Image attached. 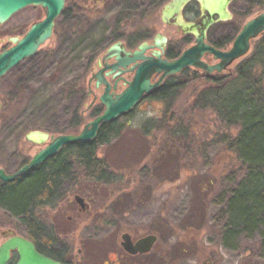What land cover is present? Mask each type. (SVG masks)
<instances>
[{
    "label": "rangeland",
    "instance_id": "obj_1",
    "mask_svg": "<svg viewBox=\"0 0 264 264\" xmlns=\"http://www.w3.org/2000/svg\"><path fill=\"white\" fill-rule=\"evenodd\" d=\"M165 2L66 0L65 8L75 5L81 10L73 12L79 17L69 23L62 14L52 37L0 80V168L12 172L42 147L24 140L28 131L66 134L60 130L69 126L74 112L83 111L90 67L115 39L135 45L161 32L168 48L177 52L191 43L185 44L174 27L161 22ZM197 10L192 5L186 17L192 19ZM229 10L233 18L213 24L207 32L209 42L227 48L243 23L264 8L249 13L246 0H233ZM43 16L40 7L29 6L12 15L5 27L24 32ZM238 62L222 75L233 72ZM172 82L182 85L172 98L141 102L122 119L119 137L98 149L105 179L87 178L72 161L59 200L37 209V219L53 237L56 255L72 264L123 261L118 246L122 234L136 239L155 233L153 256L133 262L264 264L260 229L225 243L214 220L229 194L219 199L217 195L233 190L241 176L238 161L215 141L221 135L236 136L238 129L226 128L213 111L193 109L204 78L185 72ZM91 119L84 116L85 122ZM75 197L83 199L84 209ZM9 230L26 237L17 219L0 211V243L5 239L1 233Z\"/></svg>",
    "mask_w": 264,
    "mask_h": 264
},
{
    "label": "trees",
    "instance_id": "obj_2",
    "mask_svg": "<svg viewBox=\"0 0 264 264\" xmlns=\"http://www.w3.org/2000/svg\"><path fill=\"white\" fill-rule=\"evenodd\" d=\"M246 1L249 13L252 9L264 8V0ZM212 44L217 48L226 47L221 42ZM192 78L200 77L192 75ZM204 80L206 84L196 93L193 109L213 111L226 128L238 129L236 136L221 135L215 141L230 152L241 166L237 186L231 191L221 190L217 195L219 199L229 194L225 207L220 206L214 218L219 225L218 234L226 243L241 234L248 235L260 229L259 245L264 256V33L251 41L249 53L239 60L233 72L207 76ZM169 82L166 89L155 95L156 99L172 98L182 88L179 83ZM123 118L126 116L101 123L93 140L66 145L34 169L0 185V207L20 222L26 238L40 253L46 256L55 254L52 252L53 237L37 219V209L59 200L62 182L69 177L73 163L91 180L106 178L104 162L96 153L101 146L119 137ZM82 125L81 115L74 112L69 126L60 133L77 134Z\"/></svg>",
    "mask_w": 264,
    "mask_h": 264
},
{
    "label": "water",
    "instance_id": "obj_3",
    "mask_svg": "<svg viewBox=\"0 0 264 264\" xmlns=\"http://www.w3.org/2000/svg\"><path fill=\"white\" fill-rule=\"evenodd\" d=\"M192 1H195L199 8V17L196 21H188L183 15L185 6ZM232 1H167L160 10L161 22L167 26L176 27L177 31L183 35H192L193 44L184 49L180 56L173 61L161 58V51L167 38L160 32L154 35L152 43L142 42L133 52L125 51L123 47H120L119 42L109 46L105 51L104 59L114 58L115 63L108 66L111 68V72L117 67H126L131 63H136L131 68L132 71L134 70L132 81L127 83V87L120 94L113 96L109 92V84L103 79L101 73L96 75L97 85L103 82L106 86L103 94L99 97V102L104 106L103 112L87 122L77 134L28 131L24 140L32 144L44 145V147L13 173L7 174L0 168V180L4 183L12 182L20 175L53 157L62 147L93 140L101 123H110L129 114L142 99L149 95L152 89L159 85L164 77L176 75L187 67L201 69L205 74H220L237 60L245 57L250 51L251 41L264 33V10L249 18L241 26L228 49L221 50L206 42L208 29L213 24L233 18V14L229 10ZM29 6L41 7L45 17L41 21L33 23L21 38L11 37L9 39L12 45L0 52V78L24 59L34 56L38 49L50 39L55 20L64 9L65 0H0V24ZM147 49L156 50L153 57L144 56ZM121 52H124V56L120 55ZM205 54L210 55L215 63L204 62L202 57ZM154 73H161V78L159 82L150 84V77ZM75 201L79 203L81 209L85 208L82 198L75 197ZM1 235L5 239L0 243V264H62L40 253L34 243L26 237L14 234L10 230L2 232ZM156 240L155 235H147L133 243L130 236L124 234L121 246L128 254H145L151 250ZM14 256L15 260L13 261Z\"/></svg>",
    "mask_w": 264,
    "mask_h": 264
},
{
    "label": "flooded vegetation",
    "instance_id": "obj_4",
    "mask_svg": "<svg viewBox=\"0 0 264 264\" xmlns=\"http://www.w3.org/2000/svg\"><path fill=\"white\" fill-rule=\"evenodd\" d=\"M81 1H83V0H81ZM86 1H88V0H86ZM65 5H66V0H65ZM192 5H196L197 7H198V5H197V3L196 2H194V1H192V2H190V3H188L186 6H185V8H184V10H183V14H184V16H185V19L186 20H188V21H196L197 19H198V17H199V8H198V10L196 11V15L195 16H193V18L192 19H188L187 17H186V15H187V11H188V9L190 10V8L192 7ZM39 7V6H38ZM41 8V7H40ZM77 7L75 6V5H72L71 6V8L70 9H67V8H65V6H64V9H63V11H62V13L59 15V17L64 13V16H65V18L69 21V23H72V21H74V18H78L79 16H78V13L77 14H74L73 12H74V9H76ZM42 9V8H41ZM76 10H78L79 12H81V10L80 9H76ZM42 11H43V9H42ZM192 11H194V10H191V12ZM43 13H44V11H43ZM79 15H81V13L79 14ZM45 17V13H44V16L43 17H41V18H37L36 20H34L31 24H30V26L33 24V23H35V22H37V21H41L43 18ZM59 17H57V19L59 18ZM11 18V17H10ZM9 18V19H10ZM82 18L83 19H86V16L85 15H82ZM8 19V20H9ZM57 19L55 20V25H56V21H57ZM8 20L7 21H5L3 24H0V52H2V51H4V50H6V49H8L11 45H12V43L10 42V38L11 37H18V38H21L25 33H26V31L29 29V27L24 31V32H18V31H15L14 32V30H12V31H8L7 29H6V27H5V24L8 22ZM55 25H54V27H53V31H52V35H53V32H54V28H55ZM171 27H174V26H171ZM175 28V30L177 31V29H176V27H174ZM15 29L16 30H18V28H17V25L15 26ZM178 32V31H177ZM157 33V32H156ZM155 33V34H156ZM161 33V32H160ZM181 36H183V40L182 41H184L185 42V44H188L189 42H191V43H189L187 46H186V48H188V47H190L192 44H193V40H194V38H193V36L192 35H190V34H186V35H183L181 32H178ZM154 34V35H155ZM162 34V33H161ZM154 35H153V37H154ZM52 37V36H51ZM50 37V38H51ZM153 37L151 38V39H148V38H145V39H142V40H139L137 43H135V45H132L131 43L129 44V43H127L126 41H123V40H120V39H115L109 46H111V45H113L114 43H116V42H119L120 43V47H123L124 48V50L125 51H129V52H133V51H135L137 48H138V46L142 43V42H147L148 44H150V43H152V40H153ZM167 38V37H166ZM187 39H189V41H187ZM206 42L208 43V44H211V45H213L214 46V44H212L211 42H209L208 41V39H206ZM108 46V47H109ZM108 47L102 52V53H100L98 56H96V58H95V60H94V62H93V64H92V66L90 67V77H89V79L87 80V84H86V102L83 104V111H82V113H81V117H82V120H83V125H85L87 122H85V120H84V116L85 115H92V114H94L95 113V116H93V117H91L92 119L94 118V117H96V116H98V115H100L102 112H103V110H104V106L99 102V97L103 94V92H104V90H105V84L102 82V83H99L98 85H97V78H95V76L96 75H98L99 73H101V75L103 76V79L109 84V86H110V90H109V92L113 95V96H115V95H117V94H120L126 87H127V83L128 82H131L132 81V79H133V77H134V70L132 71L131 70V68L132 67H134V65L136 64V63H131V64H129L128 66H126V67H117V69L116 70H114L113 72H111V68L110 67H108V66H112L114 63H115V60H114V58H109V59H104V55H105V51L108 49ZM216 47V46H215ZM185 48V49H186ZM217 48V47H216ZM218 49H221V50H225V49H227V47H222V48H218ZM154 51H156L155 49H147L145 52H144V56L145 57H153L154 56ZM184 51V50H183ZM183 51H181V52H177L174 48H168V39H167V41H166V43H165V46H164V48H163V50L161 51V58L162 59H164V60H167V61H173V60H175L177 57H179L180 56V54L183 52ZM120 55L121 56H124V52H121L120 53ZM202 60L204 61V62H206L207 64H213V63H215V61H213L212 60V57L210 56V55H208V54H205L203 57H202ZM19 64V63H18ZM17 64V65H18ZM16 65V66H17ZM15 66V67H16ZM15 67H13V68H15ZM12 68V69H13ZM12 69H10V70H12ZM9 70V71H10ZM9 71H7L1 78H3ZM119 71V73H117ZM185 72H189V74H191V75H196V76H198V77H203V78H205V77H207V76H213V75H217L216 73H212V74H205V73H203V71L201 70V69H195V68H193V67H187V68H185V69H183L180 73H178V74H176V75H172V76H166V77H164L162 80H161V82L159 83V85L157 86V87H155L154 89H152L151 91H150V93H149V95H147L144 99H142L135 107H134V109L141 103V102H146V101H160L159 99H156L155 98V95L156 94H158L159 92H162L163 91V89H166L167 87H168V85H169V81H171L172 79H174L177 75H181V74H183V73H185ZM117 73V74H116ZM219 75H222V74H219ZM1 78H0V80H1ZM160 78H161V73H154V74H152L151 75V77H150V84H155V83H157V82H159V80H160ZM165 91V90H164ZM134 109L129 113V114H131L133 111H134ZM129 114H127V115H129ZM127 115H125V116H127ZM124 117V116H123ZM120 118V117H119ZM118 118V119H119ZM91 119V120H92ZM90 120V121H91ZM89 122V121H88ZM83 127V126H82ZM81 130V128L78 130V132ZM42 147H44V145H41ZM41 147V148H42ZM40 148V149H41ZM61 150V149H60ZM59 150V151H60ZM58 151V152H59ZM57 152V153H58ZM56 153V154H57ZM23 164H21L20 165V167L22 166ZM74 168H75V166H74ZM1 169H3L7 174H10V173H13V172H15L16 170H14V171H12V172H7L4 168H1ZM18 178V177H17ZM68 179V178H67ZM67 179H65V182L67 181ZM3 184H6V183H4V182H2L1 180H0V185H3ZM75 203L77 204V205H79V203L78 202H76L75 201ZM80 206V205H79ZM80 209H81V206H80ZM0 211H3L4 213H6V214H8L3 208H1L0 207ZM9 215V214H8ZM86 226H88L87 224H86ZM124 234H127V235H129L130 236V238H131V241L133 242V243H135L137 240H139L140 238H142V237H144V236H147V235H155L156 237H157V235L155 234V233H153V234H151V233H149V234H146V235H144V236H141V237H139V238H136V239H134L133 237H132V235L130 234V233H127V232H125ZM124 234H122L121 236H120V240L118 241V246L120 247V249H121V251L123 252L122 253V256L121 257H123V255H124V262L123 261H120V260H118V258H115L114 260H111V262H107V263H103V264H136L135 262H133V261H135L136 259H141L142 257H148V256H153V254L151 253L152 251H153V249H154V246H155V244H156V242H155V244L153 245V247L151 248V250L148 252V253H145V254H140V253H137V254H128L127 252H125L124 250H123V248H122V246H121V241H122V236L124 235ZM157 241V240H156ZM74 246H76V244H74ZM77 252H78V254H80V252H81V249L80 248H78L77 249ZM48 257H50V258H52V259H54V260H56V261H59L60 263H62V264H72L70 261H68V260H66L64 257H63V255H60V254H58V255H56V254H54V256H48ZM125 259H126V261H125ZM122 260V259H121ZM109 261V260H108Z\"/></svg>",
    "mask_w": 264,
    "mask_h": 264
}]
</instances>
